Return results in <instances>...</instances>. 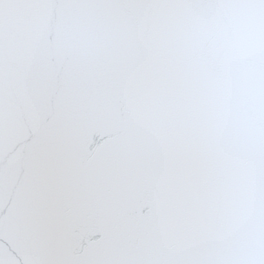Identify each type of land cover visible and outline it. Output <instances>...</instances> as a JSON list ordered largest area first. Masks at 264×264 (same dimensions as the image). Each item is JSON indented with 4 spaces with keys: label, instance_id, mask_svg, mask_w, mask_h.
<instances>
[{
    "label": "water",
    "instance_id": "obj_1",
    "mask_svg": "<svg viewBox=\"0 0 264 264\" xmlns=\"http://www.w3.org/2000/svg\"><path fill=\"white\" fill-rule=\"evenodd\" d=\"M248 4L0 0V264H181L218 245L197 212L210 153L183 49L257 63Z\"/></svg>",
    "mask_w": 264,
    "mask_h": 264
},
{
    "label": "snow or ice",
    "instance_id": "obj_2",
    "mask_svg": "<svg viewBox=\"0 0 264 264\" xmlns=\"http://www.w3.org/2000/svg\"><path fill=\"white\" fill-rule=\"evenodd\" d=\"M248 4L256 13L251 37L257 63L242 67V46L215 34L208 56L225 64L209 74L195 41L186 45L187 95L210 153L212 192L197 212L213 258L181 264H264V0H170Z\"/></svg>",
    "mask_w": 264,
    "mask_h": 264
}]
</instances>
